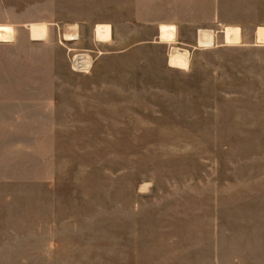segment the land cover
<instances>
[{
	"label": "rangeland",
	"instance_id": "1",
	"mask_svg": "<svg viewBox=\"0 0 264 264\" xmlns=\"http://www.w3.org/2000/svg\"><path fill=\"white\" fill-rule=\"evenodd\" d=\"M229 3L226 20L246 15ZM201 10L0 0L26 67L3 96L0 49V264H264V40L228 45L220 26L210 47L195 32L161 41L149 24ZM32 24L45 41L30 40ZM97 24L112 27L106 45ZM174 49L185 67L169 65ZM80 52L86 74L71 66Z\"/></svg>",
	"mask_w": 264,
	"mask_h": 264
},
{
	"label": "crops",
	"instance_id": "2",
	"mask_svg": "<svg viewBox=\"0 0 264 264\" xmlns=\"http://www.w3.org/2000/svg\"><path fill=\"white\" fill-rule=\"evenodd\" d=\"M199 6H202L201 12L203 13L202 18L196 20L192 19L195 14L187 15L191 20L187 21H181L177 22L175 20H169L168 16H165L160 23H157V21H151L149 24H157L158 26V32H159V39L161 41H172L176 37V33H181V32H195L197 34V43L200 46H206L210 47L213 46L215 43V33H217V29L221 26L223 28L222 33H223V41L226 43V32L227 30H232V31H237V35L233 34L231 38L232 40L231 44H226L232 45V44H237L238 42H241L243 40L242 33H252L254 40L257 42L259 40H264V0H241L243 2V5L241 8H235L236 13L240 14L241 12L246 13V15L242 16L245 21H243V18L240 17L241 15H236L230 20H226L223 16L222 13L225 9L230 10L233 5L230 3L225 4L226 0H191ZM172 6V5H171ZM171 6L169 8H171ZM235 6V5H234ZM166 7V6H165ZM0 27H7L10 29L11 34L10 37L6 40H1L0 41V49L4 48V51L10 50L8 55H4L2 58L3 60V75H4V89H3V96H11L12 95V86L16 84V80H19V85H20V90H21V82L24 77H26V67L25 63L23 62L22 55L24 54L21 50L22 47L19 48L20 52L17 54V49H18V44L13 40L14 36V31H16L14 28L11 26H5L2 25ZM33 27H40V37L41 39H34L31 36V30ZM98 27H108L109 28V37L105 41H101L103 44H107L108 42L111 41L112 39V27L109 24H97L94 26L93 33H94V38L96 39V30ZM168 28V29H167ZM43 29V30H42ZM162 29H167L171 31V37L168 39H162L161 34H162ZM43 31V33H42ZM69 32V33H68ZM50 33L49 30L47 29L46 26H41L37 24H32L28 27V34L29 38L31 41L35 42H43L47 38V34ZM72 35H71V34ZM203 33V34H202ZM42 34V35H41ZM205 34V36H204ZM65 36L67 37L68 40L70 41H75L78 37L77 35V28L75 26L73 27H68L65 31ZM70 36V37H69ZM39 37V38H40ZM206 37V38H205ZM208 37V38H207ZM203 38V39H202ZM97 40V39H96ZM203 40V41H201ZM207 40V41H206ZM98 41V40H97ZM100 42V41H98ZM203 42V43H200ZM205 42V43H204ZM208 43V44H207ZM210 44V45H209ZM12 48L16 49V52L11 51ZM27 49V48H26ZM173 51H181L178 49H174ZM171 52V55L173 53ZM185 50H182L183 52ZM183 55H179L181 61L183 62L182 64H172L171 63V55H169V65L172 67H178V68H183L187 65V54L188 52L185 51L183 52ZM19 57V59H18ZM19 61V62H18ZM1 62V60H0ZM1 64V63H0ZM19 64V72L16 71V67L13 69L12 65ZM24 68V70H23ZM185 69V68H184ZM16 71V73H15ZM14 74V75H13ZM19 79H18V78ZM16 89V88H15ZM2 91V90H0ZM21 102V100H20Z\"/></svg>",
	"mask_w": 264,
	"mask_h": 264
},
{
	"label": "bare ground",
	"instance_id": "3",
	"mask_svg": "<svg viewBox=\"0 0 264 264\" xmlns=\"http://www.w3.org/2000/svg\"><path fill=\"white\" fill-rule=\"evenodd\" d=\"M40 28V27H39ZM38 27H33L31 30V36L34 39H41L39 33H40V29ZM168 29V28H167ZM167 29H162V34H161V38L162 39H168L171 37V31L167 30ZM43 30V29H42ZM43 33V31H42ZM69 33V32H68ZM11 31L9 28L7 27H0V40H6L10 37ZM71 34V33H70ZM203 34V33H202ZM235 34L237 35V31H232V30H227L226 32V41L227 42H232V40H234V38L232 39L231 36ZM42 35V34H41ZM72 35V34H71ZM205 36V34H204ZM40 37V38H39ZM70 37V36H69ZM109 37V28L108 27H98L96 30V39L98 41H105L107 40ZM206 38V37H205ZM208 38V37H207ZM203 39V38H202ZM264 39V38H262ZM203 41V40H201ZM207 41V40H206ZM203 43V42H200ZM205 43V42H204ZM208 44V43H207ZM210 45V44H209ZM184 53L181 51H173L172 55H171V63L172 64H182L183 62L181 61L179 55H183Z\"/></svg>",
	"mask_w": 264,
	"mask_h": 264
},
{
	"label": "built area",
	"instance_id": "4",
	"mask_svg": "<svg viewBox=\"0 0 264 264\" xmlns=\"http://www.w3.org/2000/svg\"><path fill=\"white\" fill-rule=\"evenodd\" d=\"M93 64V57L90 52H80L73 55L71 66L74 72L86 74L90 71Z\"/></svg>",
	"mask_w": 264,
	"mask_h": 264
}]
</instances>
